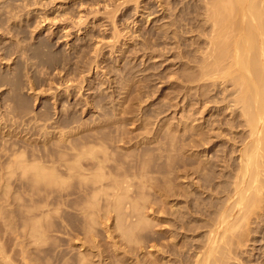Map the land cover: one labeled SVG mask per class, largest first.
Here are the masks:
<instances>
[{"label": "rangeland", "instance_id": "374dc122", "mask_svg": "<svg viewBox=\"0 0 264 264\" xmlns=\"http://www.w3.org/2000/svg\"><path fill=\"white\" fill-rule=\"evenodd\" d=\"M204 1L0 0V264L201 260L244 137L222 84L200 75ZM77 152L84 167L105 152L106 174L132 177L123 218L91 169L65 173ZM34 167L70 177L34 186ZM19 195L44 205L39 240ZM259 196L219 264H264Z\"/></svg>", "mask_w": 264, "mask_h": 264}, {"label": "bare ground", "instance_id": "6f19581e", "mask_svg": "<svg viewBox=\"0 0 264 264\" xmlns=\"http://www.w3.org/2000/svg\"><path fill=\"white\" fill-rule=\"evenodd\" d=\"M204 2L205 17L210 23V32L207 34L206 48L201 51V62L198 63L200 75L214 84L218 82L222 84L218 101L232 114V118L238 121L232 124L233 128H239L244 134L242 140L241 137L237 139L241 142L237 149L239 167L233 175L235 180L231 182L232 193L228 195V201L224 202L225 205L218 214L215 227L211 229L201 260L198 259L199 261L196 262V264H219L221 259L218 253H224L221 250V240L228 233L233 234L238 227H241L252 207L262 201L259 193L264 187V0H205ZM37 49L35 51L39 55L40 51ZM43 54L45 55V52ZM80 160L79 152L63 160L65 173L68 171L74 174L80 172V169L82 171L83 168L91 169L94 175L93 183H99L96 190H113L116 210L119 217L123 218L124 206L128 203L133 204L124 194L131 189L132 177L125 172L118 175L106 174L105 152L92 166L84 167ZM16 161V165L22 166L23 174H27L28 169L23 162ZM67 177L70 175H60L56 170L47 172L44 168L34 167L29 178L34 186H38L40 182L52 184L60 181L63 184ZM30 194L35 195L34 190ZM17 199L19 208L24 211L23 221L27 233L35 240H39L42 237L41 218L45 213L44 205L40 202L29 203L31 198L22 202L21 195ZM226 252L230 257L231 251Z\"/></svg>", "mask_w": 264, "mask_h": 264}]
</instances>
